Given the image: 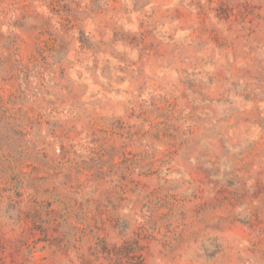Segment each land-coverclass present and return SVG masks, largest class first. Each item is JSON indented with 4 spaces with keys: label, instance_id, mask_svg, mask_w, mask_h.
I'll use <instances>...</instances> for the list:
<instances>
[{
    "label": "rangeland",
    "instance_id": "374dc122",
    "mask_svg": "<svg viewBox=\"0 0 264 264\" xmlns=\"http://www.w3.org/2000/svg\"><path fill=\"white\" fill-rule=\"evenodd\" d=\"M0 264H264V0H0Z\"/></svg>",
    "mask_w": 264,
    "mask_h": 264
}]
</instances>
